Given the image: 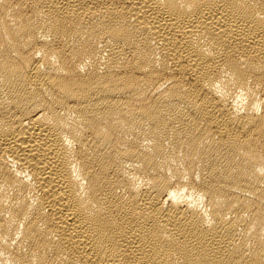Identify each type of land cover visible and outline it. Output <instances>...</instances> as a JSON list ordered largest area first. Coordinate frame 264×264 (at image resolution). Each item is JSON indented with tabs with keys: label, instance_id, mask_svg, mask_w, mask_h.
Instances as JSON below:
<instances>
[{
	"label": "bare ground",
	"instance_id": "1",
	"mask_svg": "<svg viewBox=\"0 0 264 264\" xmlns=\"http://www.w3.org/2000/svg\"><path fill=\"white\" fill-rule=\"evenodd\" d=\"M0 264H264V0H0Z\"/></svg>",
	"mask_w": 264,
	"mask_h": 264
}]
</instances>
